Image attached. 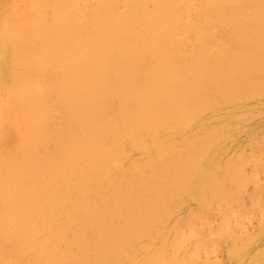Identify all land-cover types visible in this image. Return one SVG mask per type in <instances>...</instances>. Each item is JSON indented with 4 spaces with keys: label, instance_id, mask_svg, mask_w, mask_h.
Segmentation results:
<instances>
[{
    "label": "bare ground",
    "instance_id": "1",
    "mask_svg": "<svg viewBox=\"0 0 264 264\" xmlns=\"http://www.w3.org/2000/svg\"><path fill=\"white\" fill-rule=\"evenodd\" d=\"M20 1H23L26 6L20 8L17 5L14 11L8 5L5 7V5L0 4V22L5 23V25H0V28L4 26L11 28V25H15L14 35L8 40L9 54L5 58H2L1 63L18 70L8 77L10 85L9 91H0V104L13 110V112H10V120L13 126L2 123L3 131L12 133V137L8 141L4 140L1 142L2 144L0 143V150L2 151L0 152V264H14L13 260L16 255L20 260L25 261L28 252L31 254L33 264H119L122 256L126 264H128L131 261L134 262V257L140 254L142 249L138 246L133 252L125 251V253L122 251L124 242H128L131 245L133 243L132 240L140 241L144 236H148L147 238H155L157 233L160 234L159 243L157 244V249L160 251L159 259L165 258V255L163 256L162 254V249L158 245L162 243L165 235L170 234L169 232L171 230L169 228V232L166 233L167 224L165 226L159 225L156 221V226H154L155 224L153 226L150 225L152 222L154 223V220H157L158 216L163 219L167 215V213L165 214L167 209L164 206L161 208L162 204L160 205L158 201H162V203L166 202V207L169 206L170 199L169 197L167 199L166 196H170L173 192L175 194V189H179L181 185L180 183H175V180L177 179V182L188 180L186 177H183L189 173L188 169V172L186 168L182 169V172L177 171L181 169L180 166H183L182 159L185 164V156L193 158L194 156L198 158L200 156L201 158V151L207 150L202 146L197 147L195 145V148L190 151L185 146L184 150L186 154H182L181 152H177L180 151L179 149L175 151L172 148V151L180 155L178 157L181 158L178 161L177 157L179 163L177 161L175 162L179 166V169L175 167L177 170L175 172L173 171L176 174H171L173 175L174 182L172 177L168 180L171 176L169 173L172 172V168L168 171L169 173L165 172L164 169L163 171L166 177L160 179L156 177L155 183L141 180L142 189L144 188L145 192L144 189V193L142 190L138 192L142 193L143 196L148 195L142 197V194H137L136 192L126 196L129 198V205L137 208V210L123 221L120 228L113 229L112 231L110 229L109 232L108 226L114 221L116 214V206L113 205H116L120 201V206L121 202L125 199L122 194L117 192H112L110 198L104 195L103 192L106 186L111 182V180L107 182V179L109 176L111 178L114 176V172H109L112 165L104 164L105 167H103L104 155H110L108 152L110 146H103L102 144L100 148H95L93 144L95 141L105 140V136L109 134L112 136L117 135V132L108 126L113 119L116 123L122 124L128 133H130L131 137L137 136V131L139 130H146L144 133L150 135L154 128V132L158 131L157 125L159 128H165V125L170 126L168 124L170 122L174 121L176 122L175 125H177L178 120H185L189 114L191 117L193 113L191 115L190 110L187 108L190 103L193 107H196V105L200 107L208 105V101H211V105H215L216 99H222L221 101L229 99V101H219L220 103L217 102V105L231 102V99L236 97L231 98V89H229L230 87H226L229 84L225 82V78L227 79L229 73H226L227 75H219L218 72L215 74L214 72L210 73L207 70V66L211 63L214 66L216 63V66L225 63L227 59L231 58L229 57L230 54L232 57H237V59L241 58L239 62H243V58L247 60V57L250 58L253 55L258 59L257 55H252V53L255 50L256 42L263 49L260 48L264 53V36L262 37L257 33L255 37L252 36L253 39L261 36L262 38H259V43L255 39L256 42L250 40L248 42L252 43H248L246 41L250 38H247L248 36H245L247 39L241 38V40L245 39L242 42L238 40L240 38H236V42L239 41L237 45L240 46L237 48L238 50L233 51L234 49L232 48L233 50L227 56H225V53L224 55H219V52L217 53L215 51L219 55L217 59L215 58L217 57L215 56L216 54L211 53V56L213 55L215 57L210 58L208 57L210 53L205 54L204 51H199L203 48H210L209 45L212 43L211 41L209 42L203 39L200 41L199 39L198 51L192 50V54L189 51L190 56L188 57L186 51L183 50L185 46H181V41L185 40L186 33L182 38L180 33L182 31L179 32L178 29L181 30L184 22L188 24L186 28L193 26L190 25L189 27L190 23L188 22L190 21H188L189 18L187 19L184 12L187 9V5H192L193 1L191 0H150L153 5L151 9L142 4L143 0H127L129 3L128 8L119 15H116L113 11V3L115 0H99V2L94 4L95 7L93 6L92 8L91 14L93 16H90V18L84 21L81 18L83 16L78 17L76 16V12L74 13L73 11L76 0H66V2L65 0H18V2ZM48 1L53 2L52 19L49 23L38 21L32 25V23L23 19L27 9L32 10L35 15L42 17L43 7H45ZM254 3L247 0H205V2L202 0L201 4L203 5H200L201 8L197 6L195 9L196 11L200 10L203 14L204 12L210 14V11L215 10L217 13L214 12V14L218 16V20L216 19V21H222V23L225 21L234 27L236 24L233 25L234 22L232 23L231 20L234 16L231 17L229 15V19L228 14L222 13L232 12L233 14V11H236V9L242 13V7ZM258 3L255 4H258L257 7L260 5L261 8V1H258ZM180 6L184 9L182 13L179 12ZM260 8L259 11H261ZM220 11L224 12L221 15H217ZM244 11V13H250L249 11L246 12V9ZM262 13L263 10L260 13L261 17L264 15ZM238 15L236 20L244 17L243 15L239 16V18ZM250 15L252 16L251 13ZM204 16H201L202 21H207L208 24V21L215 19L213 17L209 19L210 15H206V18H203ZM257 19H260V17L258 16ZM248 21L250 22V20ZM248 21L241 20V24L245 22L242 26L246 23L248 24ZM253 21L255 20H252V23ZM237 23L240 24V22ZM263 24L260 26L262 27ZM181 25L182 27L180 28ZM246 25L244 26L245 28L247 26L249 27V25ZM254 25L257 28L256 24ZM232 26H229V29ZM260 26L258 28L259 32L256 30L258 33H260ZM251 27L253 28L252 25ZM251 27L244 30L249 32L252 30ZM202 28L200 31H202ZM240 28L237 26L238 30ZM237 29L234 30L237 31ZM207 32L205 31L203 33ZM233 32L231 30L230 33L232 34ZM196 33L198 34V32ZM252 33H254V30ZM241 34L239 36L244 37ZM234 35L236 37V32ZM233 39L228 42L231 41V44H234ZM261 39H263V42ZM194 41V46H197L198 42L196 45V41L198 40ZM261 42L263 43L262 45L260 44ZM184 43L182 44L184 45ZM227 45H230V43ZM241 50L244 51L242 55L238 54ZM259 52L261 51L259 50ZM259 52L257 54L260 55ZM260 58L259 61H261ZM209 59H216L214 60L216 62L210 63L208 62ZM148 61L152 63V65L149 64L151 67L149 65L147 67ZM247 61L245 62L248 63ZM250 61L252 62V60H249V64H251ZM240 64L242 66L244 65L242 63ZM178 65H181L179 67L183 68L186 76L177 75ZM255 65L257 66L258 64L256 63ZM176 66L178 67L177 69H175ZM251 66L253 65H250L249 69H251ZM219 67L224 68L223 70H227V72L233 68H230L231 66L228 67V65ZM262 67L264 68L263 65L258 68L254 66V71L256 70L257 73L256 75H252H254L253 77L255 79H257L256 76ZM244 68L242 69L247 71L246 69L248 68ZM212 69H215V67ZM222 69L219 68L218 71H223ZM224 71L222 74H224ZM254 71L251 72L255 73ZM251 72L248 71L250 74L246 72V78L244 77L245 73H243L244 75L241 73L243 77L240 80L243 79L245 82V79L250 80L252 78L251 80L254 81L255 79L253 80V77L250 76ZM50 73L56 78L59 77V79L54 80L52 77H45ZM205 74H212V76L214 75L215 78L221 82L224 81L227 85L224 87L221 85L220 88L218 86H211L209 83L205 84V76H203ZM179 76H183V78ZM189 76L195 79H193V83L187 84L188 81L186 82V79ZM260 77L262 78L264 76ZM33 78L38 79V83L41 84V89L37 90L34 88L36 86H32L29 83ZM228 80L230 78L227 79V82ZM259 80L256 82L260 83ZM210 81L212 83L214 81L213 78ZM11 82H13L14 86L10 84ZM221 82L218 83L222 84L223 82ZM248 83H251L252 86L255 84V81L253 83L251 81L238 83L237 89L242 88L240 86L243 84V86L246 84L249 85ZM259 83L255 86L253 85V87H258ZM263 84H259V86L261 85L263 87ZM244 88H242L243 90L241 89V92L245 90ZM253 89L251 88L250 90ZM262 90L264 89L261 88ZM253 92L255 93L256 91ZM233 95L235 96V94ZM245 96L249 98L248 95ZM242 98L240 96V99ZM58 100L62 102L61 107L55 104ZM15 107L17 108L14 110ZM220 107L222 108V106ZM202 108L200 107L199 109ZM213 109L216 108L213 107ZM194 110L196 111L195 108ZM215 112L217 111L215 110ZM200 113L202 114V112ZM63 117L65 118V122L58 127V124H61L59 120L63 119ZM192 119L185 121L190 122ZM195 119H197L196 116ZM198 123L195 126H198ZM151 124H156V126L154 127L152 125V127L150 126ZM181 125L184 124L182 123ZM172 129L170 127L168 131ZM5 134L7 135V133ZM174 135L176 136L177 134ZM180 135H178V138ZM190 136L192 138H198L199 135L195 136V134H190ZM159 139H161L160 136ZM165 141H159L162 144L158 147L159 153H167L171 150L169 149L171 146ZM117 143L121 144V142L115 141L113 145ZM147 146L149 145L146 144ZM136 147L137 150L144 151L147 149L144 148L145 144L137 143ZM116 149L123 152L120 145ZM84 159H88V161L83 162ZM90 159L94 162H91ZM192 162L193 160L191 159L188 165ZM83 163H87L84 166L86 169L81 170L80 168H76V171L77 173L87 171V173L80 174V179L74 185L63 182V189L58 192L55 179L68 171L73 172L74 166ZM165 164L163 161L162 165L166 166L167 164ZM160 171L161 167H157L152 173L156 175ZM132 174L137 175L138 169L133 170ZM118 175L120 174L116 173L115 177H118ZM168 175L170 176L167 177ZM179 177L181 178L178 179ZM171 180L173 184H178V186L175 185V187L173 185V187L172 185H168V182ZM202 180L204 178L200 176L194 182L199 184L202 183ZM127 184L129 192L131 193L133 186L129 182ZM157 184L161 186L167 184L168 187L170 186V194L166 189L164 192H167L164 194L160 186L159 190H161L159 191L157 189L158 192L154 191L156 195H153L152 188L157 187ZM186 185L189 184L186 183ZM173 188L174 191L172 192ZM76 192L82 195L80 198L75 197L76 202L80 204L77 207L78 209H76V211H80L79 218L75 219L71 216L74 220L61 221L62 216L59 217L56 213L67 212V214H70L68 208H71L72 199L74 198L72 195ZM172 196L171 198L173 199ZM83 202H86V204L84 205ZM55 206H59L60 209L54 211ZM167 221L166 223H168ZM69 224L74 225L70 228ZM116 226L119 227L118 225ZM47 236H50V243H48ZM42 237L44 242L41 240ZM45 238L47 241H45ZM80 242L84 246H81ZM130 242L132 243L130 244ZM262 242L263 240H259L257 243L250 245V247H261L263 245ZM169 244L171 247V242ZM173 244L172 254L170 256L172 255V258H176L177 255L175 253L179 246L176 250V246ZM62 246L65 247L64 250ZM70 247L74 253L69 258H65L64 253ZM173 255L175 256L173 257ZM165 261H168V258ZM157 262L154 263L157 264ZM171 262H173V259H171Z\"/></svg>",
    "mask_w": 264,
    "mask_h": 264
},
{
    "label": "rangeland",
    "instance_id": "2",
    "mask_svg": "<svg viewBox=\"0 0 264 264\" xmlns=\"http://www.w3.org/2000/svg\"><path fill=\"white\" fill-rule=\"evenodd\" d=\"M191 1H193L192 5H187L186 11H184V9L181 6H180V10L178 8L180 13H182L184 11L187 19L189 18L188 19V21H190V22H188V23H190L189 27H190V25H193L191 28H186L188 24H186L184 22V26L183 27H182V25L180 26V28L182 27L181 30L178 29L179 32L182 31V32H180L182 38L185 36V33H186V36L184 38L186 40V42H185V40L181 41V46L182 47L185 46V47H183V50L186 51V54L188 55V57L190 56V54L193 53L192 50L198 51L197 47L200 44L199 39H200V41H202V39H203V40H207L209 42L210 41L212 42L209 45L210 48H207V49L203 48L202 50H199V51H204L205 54L210 53V55L207 54L208 57H210V58H212V57L214 58L215 56H217V57H215L217 59L219 57V55H224V53H225V56H227L228 53L230 54L231 50H233V49H234L233 51L238 50L237 48L240 47L239 45H237L239 41H241V42L243 40L245 41V39H247L249 37L250 38L247 39L246 41L247 42L250 40L252 41L255 39V38L253 39L252 36L255 37L256 33L261 35L262 37L264 36V28H263L264 27V24H263V22H264V20H263L264 19V15H263L264 14V3H262V2H264V0H258V1H261V8H260V5H259V7H257L259 4L257 0H247V1H252V2L258 3V4H255V3L254 4H248L244 7H242L241 8L242 10L241 9L240 10L242 11L243 14L237 9H236L237 12L233 11L234 15L232 14V12H229V13H222L224 11H220V13L218 12L217 15H221V13H222V14H228V17H229V15H231V17L234 16L233 17L234 19L231 18V20H232V23L234 22L233 25L236 24L234 26L235 28L231 24H228L225 21H224V23H222V21L221 22L216 21L218 16H216L214 14L215 10L214 11L212 10L213 13H212V11H210L212 14L211 13L207 14V12H204V14H203L202 12H200V10L196 11L195 7L198 6L199 8H201V6L203 5V4H201L202 0H191ZM65 2H66V0H65ZM96 2H99V0H76L73 11H74V13L76 12V16H78V17L83 16V17H81V18H83V21L87 20V18H90V16H93V14H91V12H92L93 6L95 7L94 4H96ZM204 2H205V0H204ZM4 3H6V4H4ZM0 4L5 5V7H6V5H8V7H11L12 11H14V9L17 7V5H19L20 8H24V6H26V4L23 3V1L18 2V0H0ZM52 4H53L52 1H48L45 4V7H43L42 17L39 15H35L32 10L27 9L25 14H24L23 19L27 20L29 23H32V25L37 23L38 21H45V22L49 23L52 19ZM142 4L145 5L149 9L153 8L152 2L150 0H143ZM128 5H129V3L127 2V0H120V1L115 0V2L113 3V11L116 15H119V14L123 13L126 8H128ZM224 7H225V5H224ZM259 8L261 11H259ZM243 9L244 10L246 9V12L249 11L252 14V16L250 15V13H244L245 11ZM262 10H263V13H262L263 18L261 17V14H260L262 12ZM198 12H200V13H198ZM234 12H236L237 15L240 13L238 15V17L244 15V17L247 19H245L244 17H242L243 19L239 17L240 20L239 19L236 20L237 15H235L236 13H234ZM0 13H1V11H0ZM215 13H217V11ZM205 14L207 16L210 15L209 19H210V17H213L215 19L211 18L212 20L208 21L209 22V24H208L207 21H202L201 16L202 15L204 16ZM206 15L203 18H206L207 17ZM253 15H254V17H253ZM257 15L260 17V19H257L258 18ZM229 19H230V17H229ZM241 20L242 21L243 20L244 21L250 20V22L248 21V24L247 23L246 24L249 25V27H251V25H252L253 26V28L251 27L252 30H250L249 32H247V30H244V29L249 28V27L246 24H245L247 26L246 28L244 27L245 25L242 26L245 22L241 24ZM252 20H255L256 22L253 21V23H252ZM261 20H263V21H261ZM214 21H216V22H214ZM260 21H261V23H259ZM237 22H240V24H238ZM211 23H212V25H210ZM206 24H208L210 26H208ZM254 24H256L257 28L255 27ZM261 24H263L262 27L260 26ZM0 25H5V23L0 22ZM14 26L15 25H11V28L6 27V26L0 28V91H2V92H8L9 91L10 85H9V81H8L9 78L8 77L10 75H12L13 73H16L18 71L17 69H12L7 64L1 63L2 58H5L9 54L8 40L11 38V36L14 35V32H15ZM229 26H232L230 29L234 31L232 33L233 35L230 33L231 30L229 29ZM237 26H238V28L241 27L242 29L240 28L241 30L239 29L240 30L239 31L237 29ZM259 26L261 27L260 33H258L259 32V30H258ZM185 28H186V30H185ZM201 28H202V31H200ZM234 29H237V31ZM243 30H244V32H243ZM253 30H254V33H252ZM256 30H258V32H256ZM194 31H195V33H194ZM205 31L206 32L209 31V32H207L208 34L203 33ZM196 32H198V34ZM221 32L223 33V35ZM235 32H236V37L234 35ZM191 33H192V35H191ZM216 33H217V35H216ZM240 34L244 37H240L239 36ZM211 36H214V37H211ZM237 36H239V37H237ZM245 36H248V37L246 38ZM261 36H259V38ZM236 38H240V39H238L239 40L238 42H236L237 41ZM241 38H245V39L241 40ZM259 38L255 39L256 41H258V43L260 41ZM232 39L235 42L234 44H231V41L228 42L229 40H232ZM263 39H261V41ZM194 40H198V41H196V45L198 42L197 46H194L195 45ZM188 41L190 42V44ZM254 41H252V42H254ZM203 42H205V41H203ZM214 42H216V43H214ZM252 42H248V43H252ZM262 42L260 43L261 45L263 44ZM182 43H184V45ZM226 43L227 44L230 43V45H227ZM256 45H257V48H256ZM256 45H255L256 51L254 50L252 55L256 54L258 59H256L255 55H253V57H255V58L250 56L251 59L249 57L246 58L248 61L245 60V58H243L242 59L243 62H239L241 60V58L237 59V57H232L231 54L230 55L228 54L229 57H231V58L227 59L225 63L219 64L218 66H216L217 63L215 64V66H214V64L211 63V62L215 63L216 61L214 62V60H216V59H213V60L209 59L208 62H210L211 64H208L209 66H207L208 72H210V73L214 72V74L216 72H218L219 75H225L226 73L227 74L229 73L227 79L230 78V80H228V82H227V79L225 78V80H226L225 82L229 85L225 84L224 81H222L223 82L222 83L217 78H215L214 75L212 76V74L203 75V76H205V78H204L206 81L205 84L209 83L211 86H214V87H216V86L220 87L221 85H223V87L226 85H227L226 87H230L229 89H231V98L236 97L237 101H236V98H233V99H231V102H229V103L227 102V104L223 103L222 105H217L218 104L217 102L221 101L222 99H219V100L216 99V103H214L215 105H211V103H210L211 101H208V105H205V106L203 105L204 107L200 106L201 108L203 107L202 109H199L200 108L199 105H196V107H193V105L191 106V103H190V105L187 108H188V110H190L191 115H192V113H193V115L190 117V114H189L185 120L192 119V117H193V119L190 120V122L185 121L184 119L178 120L177 121L178 122L177 125L179 124L178 126L175 125L176 122L173 121V122L168 123L170 125L169 127H168V125H165L164 126L165 128H162V127L159 128L158 125L156 126V124H151L150 126L153 125L154 127L155 126L157 127L158 131L157 132L155 131V132L158 135L154 132L155 128L152 130V127H153L152 126L151 127L152 131H151L150 135L148 133H144L146 130L145 131L139 130V131H137V133H138L137 136L131 137L130 133H128L127 129L122 124L116 123L115 120L113 119V121L108 126L111 127L113 130H115L117 132V135L112 136L111 134H109V135L105 136L106 137L105 140L94 142L93 145L95 148H100L102 146V144H103V146H106V145L110 146L109 151H108L110 153V155H108V156L104 155L103 167H105L104 164L112 165L109 172H114V176L112 178L109 176V178L107 179V182L110 180H111V182L106 186V189L103 192L104 195H106L108 198H110L111 197L110 195L112 192H117L119 194H122V196H124V199H125L123 202H121L120 206H119L120 201L116 205H113V206H116V214L114 217L115 218L114 221L111 223L112 226L111 225L108 226L109 232H110V229L112 231L113 229L115 230L117 228H120L121 227L120 225L123 223V221L125 219H127L131 215V213H134L137 210V208H134V207H132V205H129L130 204V203H128L129 198H127L126 196L131 195V194L136 193V192H137V194H142V193H140L141 192L140 190H142V192H143L144 188L142 189L141 180H143V181L147 180V182L151 181V182L155 183L156 177H159L158 179L166 177L165 172L170 171L171 168H172L171 169L172 172H170V173L168 172L170 175L173 173V171L175 172L177 170V169H175V167H177V168L179 167V166H177L178 165L177 163H179L178 161L181 158H179L180 155H178L174 151H172L173 149L175 151H177V149H179L180 151H177V152L178 153L181 152L182 154H186V152L184 150L185 146L190 151H192L195 148V145L197 147L202 146L204 149L207 150V151H205V150L201 151V153H202L201 158H200V156H199V158L197 156H194V158L190 157V156H185L186 157V158H184L185 164H184V160L182 159L183 166H180L181 169L178 168L179 170H177V171L182 172L181 171L182 169H184V168H186V170L188 169L189 173L187 174V176L184 175L183 177H186V179H188L189 181L187 180L188 181L187 182L184 180L185 181V183H184L183 180L179 181V182H177L178 181L177 179L175 180V183L181 184L179 186V189H177V190L175 189V191H176L175 194H177V195L175 196V194H173L174 188L172 190L173 193L170 196L165 195L167 199H168V197L170 199V202L168 203L170 207L169 206L166 207V202L165 203L163 202L164 203L163 204L162 201L161 202L158 201V203H160V205L162 204L161 208H163L162 206H164V208L167 209L165 212V214L167 213V215H166V217L164 216L163 219L159 218V216H158L157 220H154V223L152 222L150 225L153 226L155 224L154 226H156L157 224H159V225L165 226L167 224L166 225L167 226V232L166 233L169 232L168 231L169 228L171 230V232H169L170 234H167L164 236V238L166 237V239L164 240V238H163L162 243L158 245V247L162 249V254H163V256L165 255L164 256L165 258L159 259L160 251H158V249H157V244L159 243V235L160 234L157 233L155 238H153V237L147 238L148 236L147 237L144 236V237H142V239L140 241L138 240L140 238L137 239L138 241L132 240L133 243L130 242V244L132 243L131 245H129L128 242L127 243L124 242V244L122 245V247H123L122 251L123 252H125V251L126 252H129V251L133 252L134 250H136V248L138 246L141 247V249H142V252L140 254H137L134 257V262H132V261H131L132 263L130 262L131 264H133V263L134 264H156L154 262H157V261H158L157 264H167V262H168V264H264V93H262V92H264V90L261 91V88L264 89L263 88L264 86L263 87L261 85L259 86V84L264 83V79H262L264 77H262V78L260 77V76H264V71H263L264 68L262 67L263 69L261 68L259 70V72L256 76L257 79H255V77H253L254 75H252V74L256 75V73H257L256 70L254 71V66H255V68L261 67L262 65L264 66V61H262V60H264V56H262V55H264V53L262 52L263 49L259 46V44H257V42H256ZM226 50H228V51H226ZM259 50L262 52V55H261V52H259ZM52 51H53V48H52ZM189 51H190V54H189ZM215 51L217 53L219 52V55H217V53ZM243 52L244 51L241 50V52L238 54L242 55ZM258 52L260 53V55L257 54ZM211 53L216 54V55L211 56ZM233 58H234V60H233ZM259 58L261 61H259ZM230 59H232L231 60L232 62L230 61ZM253 59H254V61H253ZM244 60L247 61L248 63H246ZM249 60H252L253 63L250 61L251 64H249ZM223 61H225V60H223ZM223 61H221V62H223ZM228 61H230V62H228ZM235 61H237V62L234 64ZM240 63H242L244 65L242 66ZM256 63L259 66L258 65L256 66L255 65ZM149 64L152 65V63H150L148 61L147 67ZM186 64H188V62H186ZM150 65H149V67H151ZM222 65H228V67L231 66L230 68H232V67L233 68L231 69V71L227 72V70L226 71L223 70L224 68L222 69V67H219ZM250 65H253V66H251V69H249ZM179 66H181V65H178V67ZM213 66L215 67V69H212V68H214ZM161 67H164V66H161ZM178 67L176 66L175 69H177ZM244 67L248 68L249 70L248 69H246L247 71L243 70V69H245ZM180 68L181 67H179L177 69V75L179 74V75L184 76L185 72L183 71V68H181V69ZM219 68H221L224 71V74H222L223 71H218ZM261 70H262V72H261ZM248 71H250V72L254 71L255 72V73L251 72V75H250L253 77V80L255 79L254 80L255 84H253V85L255 86L257 83H259V82H256L259 79H260L259 80L260 83L258 84V87L257 86L253 87V85L251 86V83H248L249 85L246 84L245 86H243L244 85L243 84L240 87H242V88L245 87L244 88L245 90L241 92L242 88H239L240 91H238L239 90V89H237L238 83L239 84L240 83H246V81L247 82L251 81L252 83L254 82L251 80L252 78L250 80L245 79L246 78V72L248 73ZM260 72H261V74H260ZM241 73L242 74L245 73V75L243 74L245 77L244 78L245 82L243 79L240 80V78L243 77V75H241ZM248 74H250V73H248ZM230 75H233V76H230ZM183 76H179V77L183 78ZM45 77H52L54 80L59 79V77L56 78L51 73ZM188 78H190L191 80ZM188 78L186 79V82L188 81L187 84L194 82L193 79H195V78H193L192 76H189ZM212 78L214 81L217 82V80H218V82H221L222 84H220L218 82H217V84H215L216 82H214V81H212V83H210L211 82L210 80H212ZM240 81H242V82H240ZM29 83H31L32 86H36V87H34L35 89H37V90L41 89V84L38 83V79L33 78L32 80L29 81ZM10 84L12 86H14L13 82H11ZM231 86H232V88H231ZM246 86H247V88H246ZM250 86L252 89L253 88L254 89L250 90L251 89ZM229 89H226V90H229ZM248 89H249V91H247ZM60 91H62V90H60ZM250 91H251V95H250ZM253 91H256V92L254 93ZM257 93H259V94H257ZM233 94H235V96ZM245 95H248V96L250 95V96H249V98H247ZM240 96H241V98L243 96L244 97L242 99H240ZM262 96H263V98H262ZM55 97H57V96H55ZM234 100H235V102H234ZM223 101H229V99H227V100L225 99ZM223 101H221V102H223ZM247 102H248V104H247ZM234 103H235V105H234ZM55 104L57 106L61 107L62 102L60 100H58ZM239 104H241V105H239ZM244 105H246V106H244ZM219 106H222V108L221 107L219 108ZM213 107L216 109H213ZM229 107H231V108H229ZM16 108L17 107H15L14 110ZM194 108L196 109V111L194 110ZM215 110L217 112H215ZM207 111H209V112H207ZM10 112H13V110L8 108L7 106H3L0 104V127H1L0 143L4 140L8 141L12 137V133H10L8 131L7 132L3 131L4 128L2 126V123L3 124L5 123L8 126H11V125L13 126V124L10 120V118H11ZM200 112H202V114ZM198 115H199V117H198ZM195 116L197 119H195ZM63 119L59 120V122L61 124H58V127H60L65 122L64 117H63ZM181 122L184 125H181L182 124ZM187 122L189 123V125ZM197 122H199L198 123L199 125L195 126L197 124ZM101 124L103 125V123H101ZM201 124H203V125H201ZM190 125L192 126V128ZM175 126H177L178 128ZM200 126H201L202 130H201ZM170 127H172L173 129L168 131V129ZM160 129H162V130H160ZM163 129H165L166 131L165 130L163 131ZM193 129H196V130H193ZM183 131H185V132H183ZM189 131H191V132H189ZM193 131H194V133H193ZM195 132H197V133H195ZM5 133H7V135ZM170 134L172 136H167ZM174 134H177V135L175 136ZM179 134H181V135L178 138ZM190 134L191 135L195 134V136L196 135L197 136L199 135V136H198V138H192L190 136ZM163 135H166L167 138H166V136H163ZM159 136L161 139H159ZM162 136H163V138H162ZM157 139H159V140H157ZM162 140H164V141L166 140L165 142H167V144L171 146V147H169V149H171V150H169V152H167V153H159V151H158V147L160 145H162L161 143H159V141H162ZM115 141H119V142H121V144L117 143V144L113 145V143ZM137 143L143 144V145L145 144L144 148H147V149H145L144 151L139 150V149L137 150V147H136ZM146 144H148L149 146L146 147ZM118 145L121 146L123 152H120L118 149H116ZM0 152H2V151L0 150ZM177 157H178V161H177ZM191 159L193 160V162L188 165V163H190ZM90 160H91V162H94L92 159H90ZM86 161H88V159L83 160V162H86ZM163 161L167 164V165L165 164L166 166L162 165ZM176 161H177V163L175 164ZM198 161H200V162H198ZM86 164L87 163L78 164V165L73 167L74 173L71 171H68L64 175L55 179L56 185H57V191L59 192V190L63 189L64 183H68L70 185L76 184V181H78L80 179L79 178L80 174H86L87 173V171H84L82 173H77L76 168H80L81 170H85L86 168L84 166ZM188 166H190V167L187 168ZM157 167H161V171L155 175L152 172ZM136 169H138V174L133 175L132 172H133V170H136ZM166 169H167V171H166ZM188 170H187V172H188ZM190 170L192 173L190 172ZM116 173H119L120 175H118V177H115ZM173 174H176V173H173ZM189 174H191V175H189ZM170 175H168L167 177H169ZM193 175H194V177H193ZM172 176L173 175H171L168 180H170ZM200 176H203V178H204V180H202V183L198 184L197 182H194V180H196V178H198ZM235 177H237V178H235ZM180 178L181 177H179L178 179H180ZM238 178H240V179H238ZM232 179H233V181L235 179L234 183H233ZM236 179H238V180L236 181ZM172 180H173V177H172ZM172 180L168 182V185H172V186L174 185L175 186L176 184H173L174 180H173V182H172ZM239 181H240V184H239ZM128 182L133 186L131 193L129 192V189H128V184H127ZM165 183H167V182H165ZM186 183L189 185H186ZM178 184L176 186H178ZM160 186H161L160 184L159 185L157 184L158 188L157 187L152 188L153 195H156L154 193V191L158 192L157 189L159 190ZM166 186H167V184L161 186L163 193L165 194L168 191V193L170 194V192H171V190L169 188L170 186L169 187L168 186L166 187ZM172 186H171V188H172ZM165 189L167 190L166 192H164ZM218 190H221L222 192L224 190H226V191H224L222 193L221 191L218 192ZM138 191H140V192H138ZM144 192H145V189H144ZM215 193H216V195H214ZM146 195H148V194H146ZM146 195H144V196H146ZM72 196H74V198L72 199V205H71V208H68L70 210V214H67V212L56 213L59 215V217L62 216L60 219L61 221H72V220H74L71 218V216H73L75 219L79 218V212L80 211H76V209H78L77 207H79L80 204H79V202H76L75 197L80 198L82 195H81V193L76 192ZM144 196L142 194V197H144ZM157 196H159V195H157ZM171 196L173 197V199L171 198ZM217 196H218V198H217ZM159 197H158V199H159ZM176 199H178V200H176ZM156 201H157V197H156ZM83 204L85 205L86 202H83ZM118 207H120V208L118 209ZM54 208H55L54 211H57L60 209L59 206H55ZM167 211H169V212H167ZM171 212H172V214H171ZM168 213H169V215H168ZM178 214H180V215H178ZM65 216H68V217H65ZM161 220H163V221H161ZM166 220H168L167 221L168 223H166ZM155 221L157 222V224ZM73 225L74 224H71V225L69 224V227L71 228ZM116 225H118L119 227H117ZM172 225H174L173 228H172ZM155 231H156V229H155ZM47 237H48L47 238L48 243H50L51 242L50 236H47ZM176 238H178L180 240H178ZM41 240L44 242L43 237L41 238ZM47 240L45 238V241H47ZM259 240H263V242H262L263 245L261 247L260 246L259 247L255 246L253 248L250 247V245L257 243ZM170 242H171V247H172V243L175 244V245L174 244L173 245L176 246V250H177V247L179 246L178 250L175 253V255H177L176 258H172V255L170 256V254H172V249H173V247L171 248L169 246ZM125 244H126V246H125ZM80 245L84 246L81 242H80ZM124 246H125V248H124ZM131 246H133V247H131ZM64 249H65V247H63V250ZM258 252H259V254H258ZM73 253H74V251L70 247L65 251L64 256H65V258H69L70 256H72ZM175 255H173V257ZM167 258H168V261H165V260H167ZM246 258H247V260H246ZM120 259H121V261L119 262V264H126L123 256ZM171 259H173V262H171ZM13 262H14V264H31L32 261H31L30 252L27 253V258L25 259V261L20 260L19 257L16 255L14 257ZM130 263H128V264H130ZM3 264H5V263H3Z\"/></svg>",
    "mask_w": 264,
    "mask_h": 264
}]
</instances>
